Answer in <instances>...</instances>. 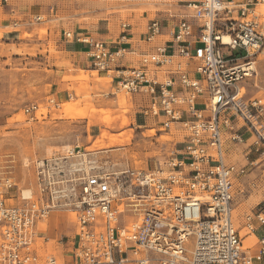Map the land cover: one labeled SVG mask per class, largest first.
<instances>
[{"label":"built area","instance_id":"obj_1","mask_svg":"<svg viewBox=\"0 0 264 264\" xmlns=\"http://www.w3.org/2000/svg\"><path fill=\"white\" fill-rule=\"evenodd\" d=\"M262 1L189 2L200 21L199 45L192 47L188 39L194 25L186 18L172 34L179 56L195 63L199 77L178 64L180 90L158 76L170 71L175 58L165 46L144 52L139 66L117 68L123 70L121 89L149 96L144 114L163 118L165 128L178 123L185 129L184 146L155 168L109 170L77 145L35 160L36 191L20 190L17 202L9 203L18 184L12 164L0 158V264H62L56 255L38 251L55 210L75 213V220L67 215L75 225L73 264H253L233 210L236 181L251 169L264 178V98H247L242 85L255 72L253 57L264 51V23L255 14ZM122 26L119 39L125 41L131 24ZM147 28L149 41L162 33L159 19ZM64 36L76 38L72 31ZM77 39L89 43L99 72L110 70L127 51L124 44L112 50L99 39ZM197 100L204 108L196 107ZM37 109L31 104L25 111L34 118ZM235 119L252 134L244 164L228 160L225 149L227 140L247 142ZM257 222L264 224V200L246 216L251 231ZM261 243L264 254V239Z\"/></svg>","mask_w":264,"mask_h":264},{"label":"rangeland","instance_id":"obj_2","mask_svg":"<svg viewBox=\"0 0 264 264\" xmlns=\"http://www.w3.org/2000/svg\"><path fill=\"white\" fill-rule=\"evenodd\" d=\"M145 9L140 7L137 11L141 13ZM255 14L264 23V1L258 4ZM38 22L41 21L33 19L30 29L9 26L0 30V158L12 164V175L18 184L10 190L9 203L17 202L20 190L24 194L28 190L36 191L32 168L35 160L66 153L77 145L83 151L95 153L101 166L116 172L126 168H155L157 160L172 155L185 134L181 124L173 123L171 128H165L158 118L145 117L140 109L146 96L109 88L111 78L99 77L97 70L75 73L68 53L55 39L54 29L50 32L49 26ZM5 32L17 33L5 38ZM253 59L255 72L242 81L243 91L247 98H264V51L257 52ZM61 81L64 83L61 89L73 92L68 98L63 95L62 100L54 93ZM31 104L39 105L34 118L25 111ZM111 140L118 142L99 148L104 141ZM241 157L235 155L229 160ZM244 163L246 160L241 164ZM263 199L264 178L258 169L249 170L236 181L233 220L243 243L253 239L250 247L244 244L248 253L259 241L255 234L259 224H255L256 231H251L246 226V216L259 208ZM68 214L70 219H76L75 213L53 211L44 228L48 230L50 222L54 227L58 215L63 219ZM57 239L51 242L52 254L59 262L63 259L71 262L69 254L62 259L58 257L61 246Z\"/></svg>","mask_w":264,"mask_h":264},{"label":"crops","instance_id":"obj_3","mask_svg":"<svg viewBox=\"0 0 264 264\" xmlns=\"http://www.w3.org/2000/svg\"><path fill=\"white\" fill-rule=\"evenodd\" d=\"M190 1L193 0H160L157 2L147 0H1L0 30L6 29L9 26L30 29L31 27L29 26L33 24V19L39 16L40 20L38 21H41L38 22L39 24L49 26L50 32L54 29L55 39L68 53L69 59L77 70L75 73L81 70H96L92 65L90 56L91 47L89 43L78 40L77 37L81 39L92 37L102 40L112 50H116L120 45L124 44L127 47L125 54L113 64L110 70L99 72V77L111 78V83H109V88L111 89L120 88L119 76L123 73V70L117 68L139 66L142 64V55L144 52L152 51L157 46H165L169 53H173L175 58L172 65L169 67L170 71L158 74V76L162 81L171 79L174 83V88L180 90V71L177 70L178 64H180L182 68L188 69L189 76L192 78L199 77V74L195 70V63L179 56L178 45L173 41L174 38L172 34L173 28L179 20L181 18H186L194 25V33L189 36L188 39L191 41L192 47L199 45L200 21L194 16L195 10L189 5ZM140 7H147V9L139 13L137 9ZM152 19H159L161 21L162 33L154 40L149 41L146 37L147 27ZM124 22L130 23L131 26L128 30L127 39L125 41H120L119 38L124 30L122 26ZM64 31L74 32L76 38H66L64 36ZM15 33L5 32L4 37L6 38ZM74 83L75 85L78 84V82ZM93 83L95 85V82ZM63 84V81L59 82L54 92L60 100H62L63 95L68 98V96L73 93L72 91L61 89ZM98 85L100 87L103 86L100 82ZM138 94L146 96L147 98L141 106V113H143L145 117L153 116L150 113L144 114L150 102L149 96L145 92H137L132 95L137 96ZM196 107L204 108L201 104V100H197ZM235 125L236 128L245 133L247 142L235 143L231 140H227L225 149L228 160L232 159L233 156L235 157V155L241 157L240 155L242 154L243 157L240 158L241 160H232L241 164L242 161H244L245 150L252 141V134L242 126V122L238 119H235ZM181 129L185 130L184 128ZM185 136L186 132L180 143L176 144L172 154H177L179 149L184 146L186 140ZM157 161L156 166L162 160ZM57 219L58 223H55L56 225L54 227L53 222L49 223L47 233L44 235L45 239L41 238L39 241L38 251L42 256L52 253L53 244L51 242L56 237L58 238V243H60L59 246L62 247H59L58 257L62 259L65 257V254H69L72 258L71 262L64 261L65 259H63L61 263L73 264L72 242L75 225L67 222V215L63 219L61 215H58ZM258 224L259 229L255 234L259 241L250 249L249 253L253 257V262L255 258H259V262L255 264H264V254H261V242L262 239H264V224ZM61 226L63 227L61 228ZM61 238H63V240ZM245 241V247L253 245V239H247Z\"/></svg>","mask_w":264,"mask_h":264},{"label":"bare ground","instance_id":"obj_4","mask_svg":"<svg viewBox=\"0 0 264 264\" xmlns=\"http://www.w3.org/2000/svg\"><path fill=\"white\" fill-rule=\"evenodd\" d=\"M224 39L226 40V41H228V37L227 36H225L224 37ZM262 52V51H261ZM254 67V66H253ZM68 106V105H67ZM36 112H37V110H36ZM27 113V112H26ZM94 114H96V113H94ZM125 121V123H127L128 121L127 120H124ZM111 122V121H110ZM112 139V138H111ZM103 140V139H102ZM110 140V139H109ZM116 141L117 140H111V141H109V142H103L102 144H100V146H99V148H102V147H105V146H110V145H113V144H115L116 143ZM127 141H131V140H127ZM118 142V141H117ZM125 142V141H124ZM123 142V143H124ZM97 143V142H96ZM129 143V142H128ZM120 144H122V143H120ZM97 147V146H96ZM28 193H27V195H30L31 194V192L28 190L27 191ZM256 262H259V258H255L254 259V264L256 263Z\"/></svg>","mask_w":264,"mask_h":264}]
</instances>
